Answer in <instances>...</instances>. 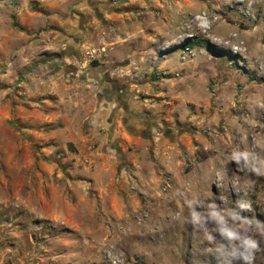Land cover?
I'll return each instance as SVG.
<instances>
[{
  "label": "rangeland",
  "instance_id": "rangeland-1",
  "mask_svg": "<svg viewBox=\"0 0 264 264\" xmlns=\"http://www.w3.org/2000/svg\"><path fill=\"white\" fill-rule=\"evenodd\" d=\"M85 1L0 0V264H217L177 192L240 211L251 181L264 221V178L223 171L264 156V0H99L81 69L62 27Z\"/></svg>",
  "mask_w": 264,
  "mask_h": 264
},
{
  "label": "clouds",
  "instance_id": "clouds-1",
  "mask_svg": "<svg viewBox=\"0 0 264 264\" xmlns=\"http://www.w3.org/2000/svg\"><path fill=\"white\" fill-rule=\"evenodd\" d=\"M228 162H235L240 172L264 178V156L255 148L236 147L227 152L223 163L225 174ZM252 186L251 181L242 183L237 180L231 184L237 194L242 193L245 197L237 201L240 211L221 208L214 201L206 202V199L183 190L177 192L182 205L174 218L182 220L191 227L193 234L199 235L204 252L212 255L217 264H255L256 253L262 250L264 221L241 214L251 210L247 193Z\"/></svg>",
  "mask_w": 264,
  "mask_h": 264
},
{
  "label": "crops",
  "instance_id": "crops-1",
  "mask_svg": "<svg viewBox=\"0 0 264 264\" xmlns=\"http://www.w3.org/2000/svg\"><path fill=\"white\" fill-rule=\"evenodd\" d=\"M73 9L78 10L79 18L70 19V23L66 22L63 24L64 32L62 33L64 35L65 41L64 42V48L72 54L71 57H74L78 64H81L80 68H83L84 65V53L88 49L94 50L93 44H91L89 38L91 34H87L88 31L91 29L92 26H95L96 23L108 21L112 22L116 18V12L107 9L106 6L101 4V1L99 0H87L85 3H73ZM80 25L83 27V29L80 27ZM61 38V37H60ZM69 40H73L74 42L70 43ZM104 42V38L103 41ZM104 44H108V42H104ZM93 54L91 52H87V54ZM101 55V51L96 55ZM81 74V73H80ZM87 73L82 74V79H86ZM96 82L97 80L92 78L90 81ZM89 81V80H87ZM91 83V82H90ZM21 106L18 105V109H20ZM22 117L23 119H26L27 121L30 119L29 116V108H23ZM20 113V112H18ZM27 113V114H26ZM19 118V117H18ZM3 122V121H2Z\"/></svg>",
  "mask_w": 264,
  "mask_h": 264
},
{
  "label": "flooded vegetation",
  "instance_id": "flooded-vegetation-1",
  "mask_svg": "<svg viewBox=\"0 0 264 264\" xmlns=\"http://www.w3.org/2000/svg\"><path fill=\"white\" fill-rule=\"evenodd\" d=\"M101 85L103 86L104 90H105V93L113 98V99H118L119 101L122 100V96L121 95H118L119 92L121 93L122 92V89L120 87V85L118 83H116L115 81H111V80H108V78H105V80L101 81Z\"/></svg>",
  "mask_w": 264,
  "mask_h": 264
},
{
  "label": "water",
  "instance_id": "water-1",
  "mask_svg": "<svg viewBox=\"0 0 264 264\" xmlns=\"http://www.w3.org/2000/svg\"><path fill=\"white\" fill-rule=\"evenodd\" d=\"M156 125V124H155ZM155 127H158V129H161L158 125H156Z\"/></svg>",
  "mask_w": 264,
  "mask_h": 264
},
{
  "label": "built area",
  "instance_id": "built-area-1",
  "mask_svg": "<svg viewBox=\"0 0 264 264\" xmlns=\"http://www.w3.org/2000/svg\"><path fill=\"white\" fill-rule=\"evenodd\" d=\"M114 3H117V0H113Z\"/></svg>",
  "mask_w": 264,
  "mask_h": 264
}]
</instances>
